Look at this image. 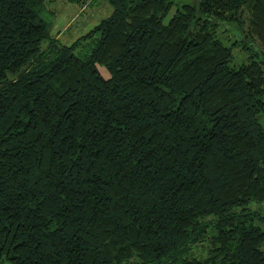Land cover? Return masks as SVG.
Segmentation results:
<instances>
[{"label": "trees", "instance_id": "trees-1", "mask_svg": "<svg viewBox=\"0 0 264 264\" xmlns=\"http://www.w3.org/2000/svg\"><path fill=\"white\" fill-rule=\"evenodd\" d=\"M108 1L0 0V263L264 264V0Z\"/></svg>", "mask_w": 264, "mask_h": 264}, {"label": "rangeland", "instance_id": "rangeland-1", "mask_svg": "<svg viewBox=\"0 0 264 264\" xmlns=\"http://www.w3.org/2000/svg\"><path fill=\"white\" fill-rule=\"evenodd\" d=\"M172 1L175 4L174 10H176V8L182 6V4L194 3L196 0ZM48 4L46 16L48 18V22L50 23V33L57 41L67 45H72L79 38L89 33L96 26H98L103 19L110 16L113 11V8L108 0H94L93 2L85 5L71 3L67 0H50ZM220 35L221 37L228 36L227 40L230 45L235 38L234 35L229 32L221 31ZM47 45L48 43L44 44L45 47ZM234 53L235 60L232 65L239 66L242 63L248 62L250 54L245 52L241 46L238 47ZM103 72L108 75L105 70H103ZM250 207L252 210H259L264 214L263 205L252 204ZM261 227L264 229L263 224H261ZM195 254L199 257L207 256L208 250L203 247H196Z\"/></svg>", "mask_w": 264, "mask_h": 264}]
</instances>
